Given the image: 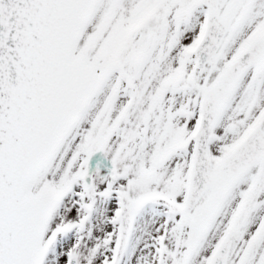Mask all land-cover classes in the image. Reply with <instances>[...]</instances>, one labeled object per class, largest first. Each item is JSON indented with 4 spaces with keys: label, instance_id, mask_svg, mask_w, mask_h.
<instances>
[{
    "label": "snow or ice",
    "instance_id": "1",
    "mask_svg": "<svg viewBox=\"0 0 264 264\" xmlns=\"http://www.w3.org/2000/svg\"><path fill=\"white\" fill-rule=\"evenodd\" d=\"M0 264H264V0H0Z\"/></svg>",
    "mask_w": 264,
    "mask_h": 264
}]
</instances>
